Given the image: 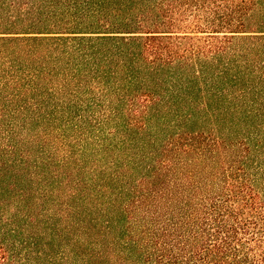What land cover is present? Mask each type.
Returning a JSON list of instances; mask_svg holds the SVG:
<instances>
[{
  "label": "trees",
  "instance_id": "16d2710c",
  "mask_svg": "<svg viewBox=\"0 0 264 264\" xmlns=\"http://www.w3.org/2000/svg\"><path fill=\"white\" fill-rule=\"evenodd\" d=\"M0 264H264V0H0Z\"/></svg>",
  "mask_w": 264,
  "mask_h": 264
}]
</instances>
